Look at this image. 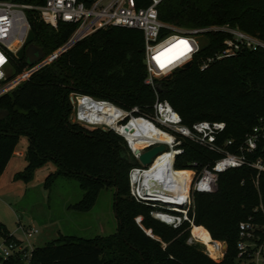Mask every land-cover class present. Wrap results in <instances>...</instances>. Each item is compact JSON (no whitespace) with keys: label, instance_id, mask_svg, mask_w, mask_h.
Masks as SVG:
<instances>
[{"label":"trees","instance_id":"obj_1","mask_svg":"<svg viewBox=\"0 0 264 264\" xmlns=\"http://www.w3.org/2000/svg\"><path fill=\"white\" fill-rule=\"evenodd\" d=\"M3 1L42 6L47 0ZM149 4L148 0H138L139 7ZM158 10L160 20L169 25L189 29L229 25L264 41V0H165ZM27 16L35 34L34 45L43 54L62 46L76 29L73 24L60 23L55 30L40 21L35 10L28 11ZM228 37L226 33H209L206 46L189 69L174 72L169 80L156 81L157 95L171 104L187 126L200 121L224 122L227 128L222 139L238 145L264 118V50L245 51L201 71L200 59L221 52ZM27 65L26 59L17 60V73ZM146 78L143 33L108 28L79 42L0 98V178L20 139L26 137L27 165L14 176L15 181L31 182L37 170L53 163L57 170L47 177L45 187L51 189L60 178L78 182L84 194L70 206L77 212L91 211L103 189L116 190L117 233L95 240L64 236L35 248L28 264H235L239 224L251 216L264 222V212H255L260 205L264 207V173L257 186L255 170L233 169L220 175L216 193H193L194 208L189 217L194 225L206 228L214 241L227 244L224 258L214 261L201 244L187 243L189 223L179 229L165 225L151 216L152 207L130 195L129 173L140 163L122 137L112 130H88L70 122L73 93L152 113L157 95L145 84ZM82 111L87 120L92 115L101 125L112 126L117 116L110 109L86 102ZM184 150L175 168L190 181L193 174L188 170L193 162L201 165L199 172L217 157L189 141ZM178 179L186 184L185 178ZM138 216H143L144 227L157 239L136 223ZM0 236L16 241L2 223ZM0 264L26 263L16 256L0 258Z\"/></svg>","mask_w":264,"mask_h":264},{"label":"built area","instance_id":"obj_2","mask_svg":"<svg viewBox=\"0 0 264 264\" xmlns=\"http://www.w3.org/2000/svg\"><path fill=\"white\" fill-rule=\"evenodd\" d=\"M148 1V6L139 7L138 0H47L42 6L0 0V98L14 92L79 42L99 30L108 28L139 30L143 33L144 62L147 70L145 84L155 90L156 95V81L173 75L188 63L192 65L204 48L201 40H205L207 44L209 33L221 32L229 37L224 40V49L221 52L200 59L198 64L201 71L207 70L216 61L236 57L245 51L264 50V41L229 25L189 29L164 23L159 18L158 8L165 0ZM30 10H35L40 21L55 30L59 28L60 23L73 24L76 29L68 41L58 49L44 54L39 62L27 65L17 73V54L22 48H28L27 41L32 31L27 16ZM33 46L36 47L34 42ZM70 101L76 124L85 129L114 131L125 140L134 159L139 163V156L147 150L161 144L167 147L150 166L140 163V166L131 169L130 193L137 202L152 207L151 216L155 220L174 229L189 223V245L203 243L192 234L193 228L197 227L189 217L190 210L194 208L193 193H216L220 175L233 169L247 167L255 170L257 186L261 174L264 173V118L259 119L258 124L246 134L242 143L237 145L233 140L222 139L227 128L224 122L200 121L187 126L171 104L160 100L158 95L151 107L153 112L149 114L141 113L138 106L125 109L111 101L80 93H73ZM85 102L114 111L117 115L115 123L120 129L138 121L154 132L167 136L168 141L152 143L141 151H136L118 128L87 121L82 111V103ZM187 141L217 156L199 172V162L191 164L192 169L188 171L193 174V178L188 191L177 177L180 170L175 168L177 158L185 152L184 144ZM258 210L264 212L263 205L257 207L255 212ZM22 233L24 239L11 233L16 241L0 236V258L8 260L20 256L26 264L29 263L35 250L30 240L39 234V230L22 228ZM220 244L223 247L220 259H223L227 244ZM236 248L235 264H264V222L259 223L252 216L242 221L239 224ZM204 252L214 259L207 246Z\"/></svg>","mask_w":264,"mask_h":264},{"label":"rangeland","instance_id":"obj_3","mask_svg":"<svg viewBox=\"0 0 264 264\" xmlns=\"http://www.w3.org/2000/svg\"><path fill=\"white\" fill-rule=\"evenodd\" d=\"M201 43L206 46L205 40L202 39ZM73 117L72 110L69 119L75 124ZM94 118L91 115L87 121L95 122ZM27 147L28 139L22 137L16 154L0 178V223L13 235L22 239H24L22 228L38 229L39 234L30 240L33 248L57 242L64 236L95 240L117 233L119 220L114 208L116 203L114 188L103 189L91 211L77 212L70 209V206L78 203L83 197L84 192L78 182L60 178L51 189L45 187L47 177L57 170L53 163H48L37 170L31 182L15 181L14 176L27 165L23 156ZM143 220V216L135 219L148 236L157 239L151 229L144 227ZM204 229L210 235L209 231ZM201 245L202 250H205L206 245L203 243ZM216 260L221 261L220 258Z\"/></svg>","mask_w":264,"mask_h":264},{"label":"bare ground","instance_id":"obj_4","mask_svg":"<svg viewBox=\"0 0 264 264\" xmlns=\"http://www.w3.org/2000/svg\"><path fill=\"white\" fill-rule=\"evenodd\" d=\"M115 121L112 123V127L118 128ZM120 131L129 141L131 147L136 151H141L144 147L152 143H161L168 141V137L159 134L158 132H154L149 127L142 125L138 121H134L130 124L129 127L120 129ZM177 177H183L186 180L185 188L189 189L190 180L184 176V174L180 175L177 173ZM181 181V180H180ZM182 182V181H181ZM183 183V182H182ZM192 234L195 238H198L201 242H203L210 252V255L214 259H219L222 257L221 248L222 245L219 242H213L208 232L202 227L193 228Z\"/></svg>","mask_w":264,"mask_h":264},{"label":"water","instance_id":"obj_5","mask_svg":"<svg viewBox=\"0 0 264 264\" xmlns=\"http://www.w3.org/2000/svg\"><path fill=\"white\" fill-rule=\"evenodd\" d=\"M34 41H35V34L33 31H31L29 34L28 41H27L28 48L27 49L25 47L22 48L17 54L19 60H23L24 57H26L29 65H33L39 62L43 58V55H44L41 49L33 46ZM190 67H191V63H188L183 67V69L187 70ZM171 78H172V75L165 77V79L167 80ZM166 149L167 147L163 144L157 145L147 150L146 152L142 153L139 156V161L143 166H150L153 163L154 159L161 153L165 152Z\"/></svg>","mask_w":264,"mask_h":264},{"label":"crops","instance_id":"obj_6","mask_svg":"<svg viewBox=\"0 0 264 264\" xmlns=\"http://www.w3.org/2000/svg\"><path fill=\"white\" fill-rule=\"evenodd\" d=\"M15 154H16V152H15ZM25 154V153H24ZM24 154H23V156H24ZM2 177V176H1ZM203 228V227H202ZM222 260V259H221ZM216 261H218V260H216Z\"/></svg>","mask_w":264,"mask_h":264}]
</instances>
